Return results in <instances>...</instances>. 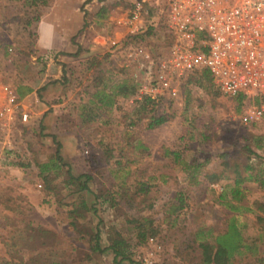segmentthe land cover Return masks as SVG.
Returning <instances> with one entry per match:
<instances>
[{
	"label": "rangeland",
	"instance_id": "1",
	"mask_svg": "<svg viewBox=\"0 0 264 264\" xmlns=\"http://www.w3.org/2000/svg\"><path fill=\"white\" fill-rule=\"evenodd\" d=\"M43 9L0 0V81L10 91L36 90L0 119V264L195 263L191 234L218 232L227 212L218 199L220 183H204L203 176L226 162L225 185L234 178V164L241 172L256 166L247 148L257 153L264 146V124L244 125V104L194 72L180 79L174 96L145 112H139L136 95L92 111L97 118L83 122L88 110L81 105L93 80L100 76L106 87L132 80L137 65L110 53L87 55L69 69V54L38 51L35 31ZM168 41L162 30L144 45L162 54ZM161 114L166 122L148 129L149 117ZM198 164L203 166L191 178ZM39 166L46 171L40 174ZM83 183L88 190H79ZM244 187L238 206L251 212H240L239 219L251 250L233 264H264V188L253 181ZM179 192L187 207L169 216L168 202ZM95 235L103 252H92ZM116 237L126 243L124 260L106 250Z\"/></svg>",
	"mask_w": 264,
	"mask_h": 264
},
{
	"label": "built area",
	"instance_id": "2",
	"mask_svg": "<svg viewBox=\"0 0 264 264\" xmlns=\"http://www.w3.org/2000/svg\"><path fill=\"white\" fill-rule=\"evenodd\" d=\"M123 26L125 36L109 48L137 65L138 98L157 106L177 93L181 78L204 69L223 96L242 97L244 125L264 124V0H130ZM162 30L167 47L153 53L144 42ZM7 95L0 119L16 102L13 92ZM259 155L264 164V146ZM148 244L154 245L152 238Z\"/></svg>",
	"mask_w": 264,
	"mask_h": 264
},
{
	"label": "trees",
	"instance_id": "3",
	"mask_svg": "<svg viewBox=\"0 0 264 264\" xmlns=\"http://www.w3.org/2000/svg\"><path fill=\"white\" fill-rule=\"evenodd\" d=\"M39 0H31L33 5H36V2ZM43 4L44 2H40ZM91 63V61H89ZM101 74V72L99 71ZM194 73L200 74V80L206 81L211 86L213 85L211 76L207 70H198ZM98 74V75H100ZM30 89H26L25 92H29ZM19 98H21L25 93L20 89L16 91ZM137 95L136 84L131 79H126L115 83L110 87L104 86L100 76L95 78L91 85V92L87 98L85 104L81 105L88 112L81 115L83 122L94 121L97 118V114L93 115L92 111H100L112 108L118 99H129ZM237 102L242 101V97L239 96L234 99ZM136 103L138 104L139 112L147 111V108L151 106V102L143 97L137 98ZM84 110V111H85ZM150 111H153L152 109ZM166 122L165 117L161 115H152L148 119L147 128L154 129ZM260 139L253 140L255 148L260 147ZM258 142V144H257ZM59 145L57 144V150L55 158L57 161H60V155L58 152ZM249 157L254 158L257 161L256 166L247 165L245 166L243 172L246 175H243V172L240 171L237 164L233 165L234 178L231 180V183L228 182L225 185L222 184V181H229L227 174L228 163L223 162L221 164L222 168L217 171L205 173L203 176L204 183H214L219 184L221 187V192L219 193L218 199L220 201H225L227 206V212L223 213L222 227L221 229L214 233L210 234V231L207 232V237L204 236L202 231L192 233V238L190 242L191 253L196 259L193 264H233L237 257L242 256L244 253L251 250L250 245L247 243V239L244 233L246 225L240 221L239 216L240 212H251L249 208L238 206L239 203L244 198V194L247 191L244 187L245 183L255 182L258 184V187L264 188V164L260 158L259 152H254L251 148H247ZM168 154V152H165ZM172 153V152H171ZM175 158H178V155L172 153ZM203 164H198L195 167H191L193 178L197 173L198 169L202 167ZM190 169V167H186ZM57 169V167H56ZM46 171V166H39V173L42 174ZM248 173V174H247ZM88 179V177H87ZM80 191L88 190L85 183L79 186ZM143 191V190H141ZM229 197V200L226 198ZM264 201V196H263ZM187 207L186 199L184 195L179 192L174 195V197L169 200L167 205V214L169 216H177ZM264 204H260V208H263ZM257 222H263V219L258 216ZM153 233V232H152ZM260 237V236H259ZM140 238L143 241L145 239V234L141 233ZM207 238V239H205ZM210 239V241L208 240ZM95 245L92 246V252H103V249H100V246L97 244L98 236L95 235ZM109 246L106 250L110 251L114 258H120L124 260L126 255V243L120 237L109 239ZM2 264H28L22 261L17 262H4Z\"/></svg>",
	"mask_w": 264,
	"mask_h": 264
},
{
	"label": "crops",
	"instance_id": "4",
	"mask_svg": "<svg viewBox=\"0 0 264 264\" xmlns=\"http://www.w3.org/2000/svg\"><path fill=\"white\" fill-rule=\"evenodd\" d=\"M40 2H44V9L36 24L35 49L38 51L69 54V69L87 55L122 53L110 49L109 45L125 36L123 23L130 0H39L36 5ZM17 89L11 92L19 103L32 99L36 91L28 86L26 89L30 91L25 92V89V94L19 98ZM9 91L0 81V105L6 103Z\"/></svg>",
	"mask_w": 264,
	"mask_h": 264
}]
</instances>
